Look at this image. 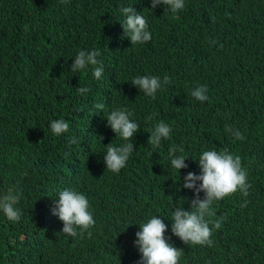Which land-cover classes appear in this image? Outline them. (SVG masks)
<instances>
[{
  "label": "trees",
  "instance_id": "16d2710c",
  "mask_svg": "<svg viewBox=\"0 0 264 264\" xmlns=\"http://www.w3.org/2000/svg\"><path fill=\"white\" fill-rule=\"evenodd\" d=\"M130 5L152 34L143 44L123 34L119 8ZM94 48L104 67L99 81L91 67L71 71L76 52ZM141 75L168 79L153 99L131 84ZM198 85L207 87V101L191 96ZM80 86L86 95L77 94ZM114 108L138 124L119 173L103 160L105 147L123 143L105 118ZM60 118L69 130L56 136L48 124ZM160 121L171 133L153 146ZM172 146L188 158L180 181L168 165ZM210 149L239 156L249 187L211 205L209 226L218 227L210 246L187 244L167 219L203 199L183 188V177L199 174L194 160ZM65 187L88 197L95 221L76 237L62 233L52 214L51 199ZM6 194H18L21 217L11 222L0 212V264H140L136 223L151 215L165 218L179 264H264V0H185L177 13L153 10L150 0H0V197Z\"/></svg>",
  "mask_w": 264,
  "mask_h": 264
},
{
  "label": "clouds",
  "instance_id": "9594fccd",
  "mask_svg": "<svg viewBox=\"0 0 264 264\" xmlns=\"http://www.w3.org/2000/svg\"><path fill=\"white\" fill-rule=\"evenodd\" d=\"M151 9L161 6L167 8L171 13H177L185 7V0H150ZM119 14L122 17L120 25L123 34L131 44H143L151 39V32L147 20L141 12H136L132 5L121 6ZM99 49L78 50L71 65L72 73L87 71L91 67V77L94 80L103 78L104 67L100 59ZM158 76L141 75L132 79L131 84L136 86L145 96L155 98L157 92L167 81ZM89 89L80 86L76 89L78 95H86ZM207 87L198 85L191 90V96L196 100L204 102L208 100ZM104 105L97 103L94 108L104 109ZM104 112V111H103ZM105 115V113H104ZM107 125L119 137L123 143L113 146L109 144L103 153L106 169L112 173H119L125 168L127 161L133 153L132 138L138 131L137 122L131 118V113L123 108H114L105 116ZM151 117H145L150 119ZM48 127L53 135L60 136L69 130L68 122L63 119H53ZM237 139H242L238 130H229ZM170 126L163 122H157L151 129L149 141L153 146H159L163 140L169 138ZM76 138L72 137L70 143L75 144ZM168 165L172 170L179 173L187 167L185 163L186 154L182 147L172 146L168 149ZM190 158V157H189ZM199 169V174L188 172L183 177V188L194 190L197 195L203 193V199L197 198L192 201L191 210L176 207L171 212V233L182 242L194 245H211L210 238L212 228L218 227V223L210 228L209 217L213 215L212 207L214 201H218L232 193L246 192L249 184L247 175L241 166L239 156L231 154L227 149L223 151L203 150L197 160H194ZM19 199L18 194H6L0 197V212L11 222H16L21 217V211L16 206ZM52 214L62 222V233L70 237H76L78 230L83 232L90 229L95 221L90 208L88 197L81 191L72 187H65L55 194ZM165 218L160 215H151L138 224L139 230L135 233L134 246L140 254V264H179L180 250L169 243L165 233L168 225ZM132 225V224H131Z\"/></svg>",
  "mask_w": 264,
  "mask_h": 264
}]
</instances>
